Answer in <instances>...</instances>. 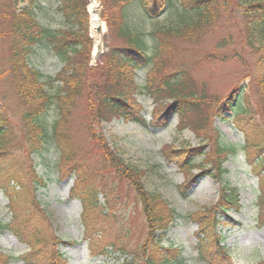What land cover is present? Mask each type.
I'll list each match as a JSON object with an SVG mask.
<instances>
[{
	"label": "trees",
	"instance_id": "1",
	"mask_svg": "<svg viewBox=\"0 0 264 264\" xmlns=\"http://www.w3.org/2000/svg\"><path fill=\"white\" fill-rule=\"evenodd\" d=\"M6 1L9 10L0 12V20L8 21L9 27L0 36L7 35L10 40L11 73L26 108L19 136L0 109V192L7 199L5 207L10 218L8 221L3 219L4 216L0 218V232H8L25 246L26 252L13 256L0 251V264L16 261L67 264L59 247L79 243L90 258L118 254L127 257L123 264H183L180 251L172 244H163L167 231L177 220H188L196 226V244L192 250L197 264H228L231 252L224 246L223 232L236 225L227 213L240 211V198L239 189L224 181L227 171L223 165L228 156L237 151L222 144L221 134L216 128H210L204 104L192 91L194 87L190 85L187 72L172 63L173 40L197 42L210 25L223 18L233 19V13L240 10L247 44L264 51V0H101L102 19L113 39L120 42L108 48L101 59L102 65L94 70L86 64L91 48L88 0H52L55 2L48 10L42 8L44 0ZM25 1L26 5L23 4ZM20 3L22 7L18 6ZM131 10L135 11L133 16L129 14ZM170 10L175 12L176 21L150 33L153 43L148 46L147 35L131 22L151 21ZM58 19L62 27L51 29L49 20ZM40 48L47 50L62 66L52 79L60 88L52 95L44 88L46 82L41 73L28 65V57ZM257 62L253 84L262 100L260 116L264 120V56ZM170 66L173 70L167 71ZM142 69L151 72L145 74H148L145 90L150 97L156 102L168 100V105L155 110L149 124L140 116L142 107L132 99L139 88L135 83L137 71ZM77 99L85 100L87 118L93 125L121 119L145 128L162 127L176 118L179 132L188 130L201 142L210 143L212 153L206 151L205 146H199L164 149L161 156L182 171L197 166L200 175L207 174L215 179L219 191L213 206L191 214H181L170 208L159 196L145 190L141 180L143 171L125 164L106 148L99 135L105 168L133 188L144 215L146 237L137 250L130 251L123 235L121 237L119 232L110 235L104 228L108 215L105 205L98 204V197L101 194L107 198L106 190L97 186L96 175L85 167L86 161L80 158L79 147L66 130L71 104ZM52 109L57 112V120L50 122L47 117ZM251 109L246 87L238 88L220 101L214 116L224 119L232 110L235 112L229 121L244 135L241 149L253 172L257 174L262 170L259 182L264 186V130L259 121L252 120ZM88 129L93 139L92 130ZM15 140L22 142L20 153L13 149ZM45 152L57 154L59 179L74 177L66 204L77 202L81 206L79 222L83 233L78 244L56 237L50 218L35 196L37 189L45 188L46 180L36 173L32 156L40 157ZM198 159L201 161L196 164ZM187 178L185 187L195 183L197 176L188 175ZM257 200L258 207H264V188ZM259 264H264V258Z\"/></svg>",
	"mask_w": 264,
	"mask_h": 264
},
{
	"label": "rangeland",
	"instance_id": "2",
	"mask_svg": "<svg viewBox=\"0 0 264 264\" xmlns=\"http://www.w3.org/2000/svg\"><path fill=\"white\" fill-rule=\"evenodd\" d=\"M55 1L44 0L42 8L48 10ZM96 3L99 21L103 25L101 38L102 48L99 54L94 51V32L91 25V4ZM27 4V2H23ZM20 3V7L23 6ZM55 6V3H54ZM101 0H88L86 10L89 21V39L91 43L90 56L86 62L90 70L100 67L101 59L106 54L109 47L118 45L120 41L113 39L110 35L105 20L102 19ZM8 9L6 0H0V12ZM135 10V9H134ZM136 11V10H135ZM133 10L129 14H134ZM236 10L233 19H220L210 25L201 34L197 42H185L173 40L174 53L171 57L172 63L181 67L187 72L190 85H193V92L197 93L204 104L210 128H216L221 134V142L225 146L234 147L236 153L230 154L223 165L227 174L224 181L230 186L239 189L240 211H229L228 218L232 219L236 225L225 229L224 246L231 252V259L228 264H259L264 258V207H258L259 192L264 186L259 182L261 171L257 174L251 169V163L246 160L245 153L241 149L244 143V135L236 129L230 119L234 115L232 110L224 119L214 116L216 107L225 97L234 92V89L246 87V98L252 105V120L259 121L264 130V120L261 118L262 100L259 98L258 89L253 84V77L256 72L257 61L264 56V51L253 49L246 42L245 26L243 25V14ZM133 16V15H132ZM58 21L51 23V29H60L62 24ZM176 21L173 10L156 16L154 20L142 22H131L145 33L148 46L153 41L149 34L158 28H165ZM9 22L0 20V33L6 31ZM10 40L8 36H0V109L3 111L11 123L13 132L18 136L22 134V114L25 111L24 101L18 96L11 73ZM28 65L35 71L41 73L44 88L49 94H54L60 88L59 84L52 79L61 70L62 66L47 50L36 49L34 54L28 57ZM172 68V69H171ZM173 70V66L167 71ZM146 70L137 71L135 83L138 84V92L133 93L132 99L137 105L142 107L140 116L148 124L155 110H160L162 106L168 105V100L156 102L145 90V79L148 77ZM151 73V72H147ZM47 79H51L50 82ZM101 79V77H100ZM240 91V90H239ZM161 101V100H160ZM71 111L68 115L66 130L71 139L79 147L80 158L85 159V167L90 173L96 175L99 182L98 187H104L107 198L100 194L98 204L106 207L107 219L103 223L104 228L111 235L119 232L123 241L130 251L137 250L144 241L146 234V223L144 215L135 196L133 188L124 181H119L113 176L111 171L105 168L102 159L103 151L100 150L98 136L104 140L106 148L128 166H132L138 171H143L142 182L148 193L155 194L165 201L170 208L181 214H191L203 208L211 207L216 201L219 191V183L206 175H200V169L195 166L190 170L182 171L174 164H168L161 153L164 149H183L205 146L206 151H212V146L207 141L201 142L194 133L177 130L176 118L171 119L162 127L145 128L141 125L124 122L121 119L103 123L100 126L93 125L87 118V107L84 99H77L71 104ZM234 109V107H233ZM50 122L57 120L56 110H50L47 117ZM262 119V120H261ZM92 130L91 139L89 129ZM21 139V138H20ZM13 149L20 153L22 151L20 140H15ZM211 149V150H210ZM212 153V152H211ZM35 171L39 176H43L45 188L35 191V196L40 201V206L50 218V226L56 237H61L66 242H77L82 239L83 227L79 222L81 212L77 202L67 203L68 192L73 186L74 177L59 179L56 164L58 156L56 153L45 152L42 156H32ZM254 157L252 158V162ZM201 159L196 161L198 164ZM48 163H50L48 165ZM197 176L195 183L185 187L187 176ZM182 188V189H178ZM182 192L185 194L181 195ZM7 199L0 192V218L8 221L9 214ZM164 245L172 244L180 251L183 264H197L194 260L195 253L192 248L196 244V226L190 221L177 220L176 224L168 231ZM67 259V264H123L126 256L112 254L109 257L90 258L83 245L59 247ZM0 251L4 254L19 255L26 252V248L18 240L14 239L8 232H0ZM12 264H22L16 261Z\"/></svg>",
	"mask_w": 264,
	"mask_h": 264
},
{
	"label": "bare ground",
	"instance_id": "3",
	"mask_svg": "<svg viewBox=\"0 0 264 264\" xmlns=\"http://www.w3.org/2000/svg\"><path fill=\"white\" fill-rule=\"evenodd\" d=\"M89 10L91 11V25H92V29L94 32V42H95V46H94V51L93 53L95 55L99 54L101 48H102V43L101 42V38H102V34H103V25H101V21H99V17H98V12L96 10V3L93 2L89 8Z\"/></svg>",
	"mask_w": 264,
	"mask_h": 264
}]
</instances>
